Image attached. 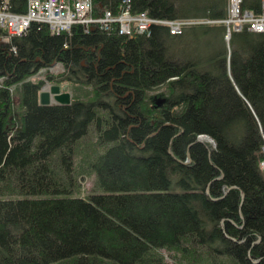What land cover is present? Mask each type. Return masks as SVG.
Returning <instances> with one entry per match:
<instances>
[{
  "label": "trees",
  "instance_id": "16d2710c",
  "mask_svg": "<svg viewBox=\"0 0 264 264\" xmlns=\"http://www.w3.org/2000/svg\"><path fill=\"white\" fill-rule=\"evenodd\" d=\"M120 1L93 0L94 15ZM130 2L159 20L229 8ZM113 30L32 22L0 43V264H264V33ZM58 63L46 78L71 102L41 104L30 79ZM84 173L95 190L81 196Z\"/></svg>",
  "mask_w": 264,
  "mask_h": 264
},
{
  "label": "built area",
  "instance_id": "2783aa9c",
  "mask_svg": "<svg viewBox=\"0 0 264 264\" xmlns=\"http://www.w3.org/2000/svg\"><path fill=\"white\" fill-rule=\"evenodd\" d=\"M243 0H230L229 13L225 21L227 30L232 26L234 30H238L241 23L246 24L248 29L264 32V15L250 13L249 10H242L241 3ZM11 0H0V28L8 27L13 33L21 34L27 27V22H40L48 24L50 30L59 33L62 30L71 28L75 23L82 25H90L98 22L96 18L90 16L92 3L89 1L78 0H26L27 12H25V21H21L18 16H15L9 11ZM264 6L262 3L261 7ZM264 10V8H263ZM108 12V11H107ZM109 13V12H108ZM110 14V13H109ZM251 19V21L249 20ZM127 20L138 21L140 27H145L147 18L145 16L131 18ZM235 21V22H232ZM25 22V23H23ZM161 24L168 26L172 33L180 34L187 23L183 20L169 21L159 20ZM239 23V24H237ZM86 27V26H85ZM87 28V27H86Z\"/></svg>",
  "mask_w": 264,
  "mask_h": 264
},
{
  "label": "bare ground",
  "instance_id": "6f19581e",
  "mask_svg": "<svg viewBox=\"0 0 264 264\" xmlns=\"http://www.w3.org/2000/svg\"><path fill=\"white\" fill-rule=\"evenodd\" d=\"M78 1H89L90 3H92V8L94 9L93 0H78ZM228 1H230V0H228ZM262 3L264 4V0H259V5L255 9H243V7H242L243 2H242L241 3V8H242V10H249L250 13L257 12L258 14H261V12H262L263 15H264V10H263L264 6L261 7ZM25 4H26V0H24V8H25V11L24 12H17L15 9H13V8L16 7V4H14V2L13 3L12 2L10 3V6H9L8 9L15 16H18L21 21H25L26 20L25 12H27V6H25ZM228 13H229V8H228ZM90 16L92 18H96L98 20V22L93 23L92 25L95 24L96 26L100 27L101 29L104 28L105 30H108V31H109V29H111V28L113 29L114 28L118 34L125 35V36L148 35L150 33L151 27L153 25H162L161 23L158 22L159 21L158 19L151 18L145 12L134 13L132 11V7H131L130 0H121L119 6L117 8V12L116 13H113L109 9H103L100 13H98V15L95 16L94 15V11H92V9H91ZM128 16H130L131 18L145 16L148 21H147L145 27L143 28V27H140V24H139L138 21H130L129 22L127 20V17ZM227 17H228V14H227ZM225 19L220 20V21L204 20V21H202V23L198 22L196 19H186V20H183V21H185L187 23H191L192 25L209 24V23H215V22H217L219 24H222L224 26V30H225L224 36H225V39L227 41L230 40L231 33H233V31H238V30H240L243 27H246V29L248 31H251V32L264 33V32H258L256 30L254 31L252 29H248V26L246 24L243 25V23L240 24L238 30H234L233 27L231 26L230 27V30L228 31L227 30V22L225 21ZM171 21H179V20H171ZM26 22H27V20H26ZM23 23H25V22H23ZM31 23L32 22L29 20L26 23L27 24V27L25 29H22V30H25L26 31L27 28L29 27V25ZM75 24H78V23H75ZM75 24H73V25H75ZM72 26H71V28H72ZM85 26L86 27H89L90 25L87 24ZM162 26H165L168 29V31H169L170 34H172V35H179V34L172 33L171 30H170V28L168 26H166V25H162ZM71 28L66 29V30H62L60 32H63V31L69 32L71 30ZM183 31H184V29H183ZM183 31L181 33H183ZM23 33H21V34L13 33L8 27L0 28V43L9 40L12 36H19V35H22ZM53 33H55V32H53ZM0 84L2 85V82H0ZM42 93H44V92H41L39 94V99H40V95ZM59 94H60V91H59ZM53 95H54V100H56L55 99V95L56 94H53ZM49 96H50V93H48V98H49ZM70 102H71V97H70ZM56 103H58V102L56 101ZM202 138H206V137L205 136H202ZM263 168H264V163H263Z\"/></svg>",
  "mask_w": 264,
  "mask_h": 264
},
{
  "label": "rangeland",
  "instance_id": "374dc122",
  "mask_svg": "<svg viewBox=\"0 0 264 264\" xmlns=\"http://www.w3.org/2000/svg\"><path fill=\"white\" fill-rule=\"evenodd\" d=\"M92 11H93V8H92ZM111 11V10H110ZM153 18V17H151ZM153 19H156V18H153ZM188 18H177V19H174V20H186ZM189 19H193V18H189ZM159 20V19H158ZM169 21H171V19H168ZM198 22L202 23V21L204 20H208V19H196ZM251 21V19H249ZM209 21H214V20H209ZM232 22H235V21H232ZM210 24V23H209ZM214 24H219L217 22H215ZM228 24V23H227ZM239 24V23H237ZM162 25H165V24H162ZM200 25H205V24H200ZM229 25V24H228ZM84 26V25H83ZM155 26V25H153ZM152 26V27H153ZM189 26H193L192 24H187L184 28L186 27H189ZM198 26V25H197ZM85 27V26H84ZM151 27V29H152ZM100 28V27H99ZM101 29V28H100ZM114 29V28H113ZM112 28L109 29V32L110 31H114ZM103 31H108V30H105L104 28L101 29ZM125 36V35H123ZM130 37V36H129ZM224 37V40L228 43L229 41H227L225 39V36ZM206 49H204V53H207V49H209V47H205ZM226 49H227V52H226V56H227V60H228V56L230 54V50H229V46L226 44ZM194 51L195 52H201L202 51V48L200 46L194 48ZM206 51V52H205ZM228 64V63H227ZM61 72H63V68L62 66L58 63V64H54L50 67H47V68H41L34 76L31 77L30 80L32 81H37V80H44V84L42 86V89L40 91L41 92H44V93H50V96H49V102L50 103H56V100H54V95L51 93V88L53 86H58L59 87V91L60 93L62 92H67L70 94V97L73 95L72 94V89L70 88V86L66 83H61V84H57L56 82H53L49 79H47L46 77L48 75H57V74H60ZM0 82L1 81V77H0ZM161 91V88L159 89V91H154L152 94L154 93H157V92H160ZM12 94H13V90L11 91ZM89 138V137H88ZM86 142V141H85ZM84 155V154H83ZM82 153H79L78 156H76V164L78 165L80 162V159L81 157H83ZM264 163V162H263ZM263 163H262V169L264 170L263 168ZM79 189H80V195L81 196H86L88 195L89 193L93 192L95 190V176L93 174H80L79 176ZM163 253L165 254V256H168V252L166 251H163Z\"/></svg>",
  "mask_w": 264,
  "mask_h": 264
},
{
  "label": "water",
  "instance_id": "95a60500",
  "mask_svg": "<svg viewBox=\"0 0 264 264\" xmlns=\"http://www.w3.org/2000/svg\"><path fill=\"white\" fill-rule=\"evenodd\" d=\"M51 93L56 94L55 99L60 104H68L70 102V94L67 92H62L59 94V87L58 86H53L51 88ZM40 103H42V104L50 103L49 98H48V93H42L40 95Z\"/></svg>",
  "mask_w": 264,
  "mask_h": 264
}]
</instances>
